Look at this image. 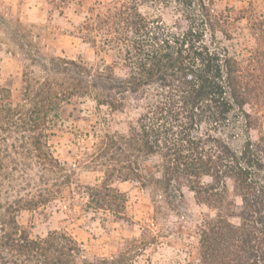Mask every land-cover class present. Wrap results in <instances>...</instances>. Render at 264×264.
Returning <instances> with one entry per match:
<instances>
[{
    "label": "trees",
    "instance_id": "obj_1",
    "mask_svg": "<svg viewBox=\"0 0 264 264\" xmlns=\"http://www.w3.org/2000/svg\"><path fill=\"white\" fill-rule=\"evenodd\" d=\"M48 1L61 13L91 3L75 33L98 58L29 55L38 68L27 67L20 89L0 85V264H136L162 244L150 225L120 250L91 255L68 229L34 235L20 221L60 203L77 214L80 196L81 211L129 223L114 185L127 180L154 186L179 214L186 190L215 212L198 226L196 264H264V135L252 133L264 64L243 65L230 16L216 0ZM254 24L264 39V20ZM79 103H92L97 121L75 133L93 145L69 165L52 137L64 106ZM80 164L102 178L83 183Z\"/></svg>",
    "mask_w": 264,
    "mask_h": 264
},
{
    "label": "rangeland",
    "instance_id": "obj_2",
    "mask_svg": "<svg viewBox=\"0 0 264 264\" xmlns=\"http://www.w3.org/2000/svg\"><path fill=\"white\" fill-rule=\"evenodd\" d=\"M216 6L230 16L227 31L231 36L228 42L240 56L243 65L252 69L256 64L254 58L264 64V39L254 24L258 17L264 20V0H216ZM91 7V3H69L64 13H61L48 0H0V85L16 92L20 89L27 67L38 68L32 66L29 55L96 60V49L75 33L85 16L93 13ZM146 9L149 10L147 6ZM107 58L112 62L111 55H107ZM256 103H253L255 117L252 133L255 138H259L264 135V103ZM121 120L122 117L117 118L118 122ZM96 121V109L92 103L65 105L62 122L52 137L56 154L69 165L86 160V148L92 147L93 140L83 139L75 133L90 129ZM155 161V158L151 159L150 164ZM78 174L83 183L91 185L103 176L101 172L83 167L82 164ZM114 185L127 195L129 223L114 221L112 217H102L92 211H81L82 203L86 200L80 196L76 198L77 214L60 203L53 209L24 212L20 221L34 235H45L55 229H68L91 255L120 250L126 238L139 237L144 227L150 225L156 229L162 244L149 247L136 264L198 262V226L207 217H213L215 212L205 205H199L194 192L186 190L187 204L179 214L165 201H160L159 191L152 185L145 186L133 180L116 181ZM231 185L233 187V183ZM237 201L240 209L242 201L240 198ZM232 220L240 222V218Z\"/></svg>",
    "mask_w": 264,
    "mask_h": 264
}]
</instances>
